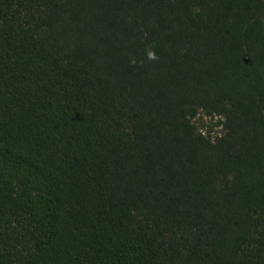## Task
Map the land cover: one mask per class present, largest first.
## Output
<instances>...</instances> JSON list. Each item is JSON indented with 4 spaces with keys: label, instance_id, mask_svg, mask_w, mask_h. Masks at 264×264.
<instances>
[{
    "label": "trees",
    "instance_id": "obj_1",
    "mask_svg": "<svg viewBox=\"0 0 264 264\" xmlns=\"http://www.w3.org/2000/svg\"><path fill=\"white\" fill-rule=\"evenodd\" d=\"M0 264H264V0H0Z\"/></svg>",
    "mask_w": 264,
    "mask_h": 264
},
{
    "label": "rangeland",
    "instance_id": "obj_2",
    "mask_svg": "<svg viewBox=\"0 0 264 264\" xmlns=\"http://www.w3.org/2000/svg\"><path fill=\"white\" fill-rule=\"evenodd\" d=\"M207 120L210 121L209 118ZM197 122H198V124L203 125V119L202 118H197Z\"/></svg>",
    "mask_w": 264,
    "mask_h": 264
}]
</instances>
